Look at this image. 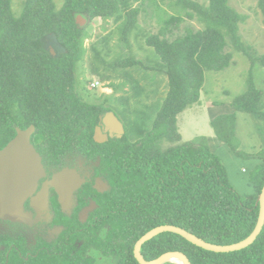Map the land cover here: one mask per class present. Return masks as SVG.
<instances>
[{
    "label": "trees",
    "instance_id": "16d2710c",
    "mask_svg": "<svg viewBox=\"0 0 264 264\" xmlns=\"http://www.w3.org/2000/svg\"><path fill=\"white\" fill-rule=\"evenodd\" d=\"M141 1L66 0L59 10L55 0H27L22 15L16 17L12 0H0V150L14 139L17 128L31 126L36 128L33 140L45 143L48 151H86L95 145L92 136L99 116L112 110L86 103L79 92L76 70L86 49L85 30L76 18L118 21L124 16L128 36L138 23L141 11L136 4ZM230 1L210 0L205 6L177 0L178 15L164 19L159 32L146 39L161 63L153 69L133 59L115 63L119 68L138 66L163 73L168 91L152 129L142 138L132 141L126 134L101 147L108 153L113 191L99 211L111 217L108 227L101 228L108 240L103 243L96 235L100 241L96 246L109 251L113 264H139L134 255L137 242L160 226L179 227L220 246L242 242L256 228L264 187V150L253 155L238 151L235 115H222L212 122L219 140L238 155L260 162L250 177L254 193L243 195L230 184L211 141L203 137L182 142L178 128L179 116L201 102L207 71L230 68L239 53L253 66L259 62L264 67V57L253 54L241 35L248 16ZM257 1L264 22V0ZM187 19L197 20L203 28L190 27L177 35ZM51 45L58 52L56 57L48 51ZM95 53L100 62L102 53ZM251 76L247 91L232 106L264 121V90L256 87ZM169 252L185 253L192 264H264V229L253 245L232 253L204 250L174 233H164L142 248L147 261Z\"/></svg>",
    "mask_w": 264,
    "mask_h": 264
},
{
    "label": "rangeland",
    "instance_id": "374dc122",
    "mask_svg": "<svg viewBox=\"0 0 264 264\" xmlns=\"http://www.w3.org/2000/svg\"><path fill=\"white\" fill-rule=\"evenodd\" d=\"M26 1L12 0L16 17L22 15ZM176 1L142 0L136 4L141 12L136 27L128 36L124 34V16L118 21L113 18L89 21L81 28L85 30L86 56L77 64L76 75L81 85L79 92L88 104L97 105L103 101L109 104L132 141L139 140L152 129L168 91V78L154 70L138 66L119 68L115 63L118 60L133 59L141 61L149 69L161 63L155 50L146 44V39L159 32L164 19L178 15ZM193 1L205 6L210 3V0ZM65 2L55 0L59 10ZM230 5L248 16L247 21L241 25V35L253 54L264 57V22L258 1L231 0ZM190 27L199 30L203 25L197 20L187 19L176 34L182 35ZM97 50L102 53L100 62L96 61ZM250 76L256 87L264 90V67L259 62L253 66L245 56L236 54L230 68L221 72H206L201 102L178 118L182 142L208 138L211 149L223 161L230 184L243 195L254 193L250 177L257 169L259 160L240 156L228 143L219 140L212 122L222 115H235V144L238 151L253 155L264 150V121L255 114L236 111L232 106L234 99L247 91ZM94 81H99L102 86L90 90Z\"/></svg>",
    "mask_w": 264,
    "mask_h": 264
},
{
    "label": "flooded vegetation",
    "instance_id": "af4514ba",
    "mask_svg": "<svg viewBox=\"0 0 264 264\" xmlns=\"http://www.w3.org/2000/svg\"><path fill=\"white\" fill-rule=\"evenodd\" d=\"M97 105L109 107L105 101ZM107 113L99 116L92 136L95 145L86 151L52 152L32 138L45 174L25 202L26 222L0 220V264H113L109 251L96 246L97 237L103 243L108 240L101 228L111 217L99 211L113 191L108 153L101 147L126 134L119 138L118 133L107 131Z\"/></svg>",
    "mask_w": 264,
    "mask_h": 264
},
{
    "label": "water",
    "instance_id": "95a60500",
    "mask_svg": "<svg viewBox=\"0 0 264 264\" xmlns=\"http://www.w3.org/2000/svg\"><path fill=\"white\" fill-rule=\"evenodd\" d=\"M88 22L89 20L82 15H78L76 18L79 28H83ZM48 51L53 57L58 55L53 45L49 47ZM104 123L107 126V131L112 134L118 133L119 138L125 134L123 124L113 112L106 114ZM96 131L98 136H101L102 129L99 127ZM16 132L14 139L0 150V220L26 222L25 202L36 190L39 180L45 174V169L40 154L32 144V137L36 132L35 126L26 130L17 128ZM97 141L102 142L99 139ZM258 201L260 213L256 228L242 242L229 246L215 245L182 228L166 225L151 230L137 242L134 250L135 258L139 264H192L183 252H169L152 261H147L144 258L142 255L143 246L164 233L178 234L188 242L215 253H232L247 249L257 241L264 229V187Z\"/></svg>",
    "mask_w": 264,
    "mask_h": 264
},
{
    "label": "built area",
    "instance_id": "2783aa9c",
    "mask_svg": "<svg viewBox=\"0 0 264 264\" xmlns=\"http://www.w3.org/2000/svg\"><path fill=\"white\" fill-rule=\"evenodd\" d=\"M102 86V84L99 81H94L92 83V88H100Z\"/></svg>",
    "mask_w": 264,
    "mask_h": 264
},
{
    "label": "crops",
    "instance_id": "0c3cea01",
    "mask_svg": "<svg viewBox=\"0 0 264 264\" xmlns=\"http://www.w3.org/2000/svg\"><path fill=\"white\" fill-rule=\"evenodd\" d=\"M218 155V154H217ZM260 163V162H259Z\"/></svg>",
    "mask_w": 264,
    "mask_h": 264
}]
</instances>
